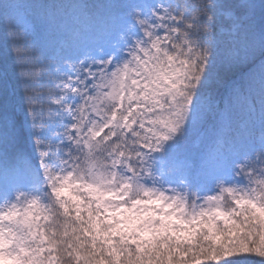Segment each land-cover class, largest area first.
<instances>
[{
    "label": "snow or ice",
    "instance_id": "1",
    "mask_svg": "<svg viewBox=\"0 0 264 264\" xmlns=\"http://www.w3.org/2000/svg\"><path fill=\"white\" fill-rule=\"evenodd\" d=\"M0 61V264H264V0H0Z\"/></svg>",
    "mask_w": 264,
    "mask_h": 264
},
{
    "label": "trees",
    "instance_id": "2",
    "mask_svg": "<svg viewBox=\"0 0 264 264\" xmlns=\"http://www.w3.org/2000/svg\"><path fill=\"white\" fill-rule=\"evenodd\" d=\"M2 67H3V63L2 61H0V68ZM9 74H10V77H12L13 82H14L15 70L11 67V65L9 66Z\"/></svg>",
    "mask_w": 264,
    "mask_h": 264
}]
</instances>
